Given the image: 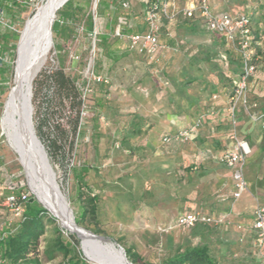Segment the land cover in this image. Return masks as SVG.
Masks as SVG:
<instances>
[{
    "label": "crops",
    "instance_id": "0c3cea01",
    "mask_svg": "<svg viewBox=\"0 0 264 264\" xmlns=\"http://www.w3.org/2000/svg\"><path fill=\"white\" fill-rule=\"evenodd\" d=\"M190 3L177 0L176 5L182 8ZM211 4L218 15H232V10H243V15L249 13L253 0H211ZM164 28L159 49L152 57L117 50L120 61L110 73L111 87L106 97L111 111L107 122L100 120L96 131L101 137L94 143V163L108 144L106 138L133 146L141 139L137 146L150 167L154 166L152 173L157 178L154 186L158 201L152 207L162 215L163 222L194 212L216 218L225 215L230 216L228 224L223 225L225 230L233 228L239 236L249 238L254 207L264 201V128L239 106L233 129L228 106L241 73L238 52L221 35L209 32L198 18L167 23ZM142 30L144 33L148 28L144 25ZM262 44L258 50L264 54ZM124 56L130 60L122 62ZM123 69L127 73L119 80ZM263 70L264 64L249 94L257 101L259 112H264ZM185 129L190 131L188 141L164 142L165 137ZM233 133L236 139L248 142L251 154L244 169L248 191L231 207L233 169L221 157L232 147ZM84 142L89 143V138ZM78 158L80 161L79 154ZM6 181L7 176L1 185ZM236 224L242 228L237 230Z\"/></svg>",
    "mask_w": 264,
    "mask_h": 264
},
{
    "label": "trees",
    "instance_id": "16d2710c",
    "mask_svg": "<svg viewBox=\"0 0 264 264\" xmlns=\"http://www.w3.org/2000/svg\"><path fill=\"white\" fill-rule=\"evenodd\" d=\"M111 1L116 0H99L98 15L100 13V16L104 17L107 14V11L111 9ZM29 2L30 0H24L22 4L15 0H0V8L3 10L4 19L8 24V26L0 24V57L3 59L0 63V85L3 94H7V96L13 85L16 49L25 21H21L19 28L14 32L10 28H13L17 23L18 16L27 12ZM125 2L129 3L128 1H120V9L127 10L129 8L122 6ZM144 2L146 17L151 10V0H144ZM91 4L92 0H69L57 12L52 28L53 39L55 46L59 49L58 55H61L62 49H64L61 43L66 45L70 43V39L76 38V36L71 37L72 32L68 33V29L63 31L59 29L61 22L71 23L76 25L77 28L82 27L83 34L90 39H93L94 32H96L95 54H97V61L93 70L96 75L108 79L110 84L93 83V93L84 99L82 87L86 85L87 80L82 79L83 81L80 82L78 68L71 67L73 73H68L63 62L58 58V65L47 66L36 77L33 82L32 98L35 109L33 117L35 131L47 151L53 168L60 167L67 175L73 172L77 184H80V186L78 185V210L75 211L76 222L88 230H90L88 221L97 223L98 193L94 187L87 183L86 175L91 165L89 163L82 165L79 161V146L88 133L90 145L93 141L91 149L93 148L94 150L95 141L101 137V134L96 131L101 122L100 120L105 119L106 121L111 111L106 97L111 87L110 73L120 61V55H118L117 50L123 51L121 42L125 41L128 50H132L126 37L132 33H142L146 30H137L131 22H127L126 17H119L117 19L118 27L120 26L124 37L120 38L115 35L117 28L112 35L104 34L101 32L100 23L97 21L98 16L94 18V13L89 11ZM33 12L32 15L35 13ZM145 17L144 25L147 28ZM238 17H247L254 41H263L262 43H264V0H253L251 12ZM196 18L201 21L198 13L193 18L181 17L175 22L167 17H162L159 23L158 39L161 32L165 30V24H176L182 19L192 21ZM235 50L239 55L242 73L241 55L236 46ZM75 56L79 60L80 56L76 53ZM6 58L8 59L7 62L5 61ZM71 60L73 62L77 61L72 56ZM253 60L258 65V68L249 80L248 96L251 83L254 77L258 76V72L264 64V54L257 49ZM261 75L264 76V70L261 71ZM249 101L251 104H257V101L252 100L250 97ZM86 108L92 110L93 116L83 119L82 112ZM88 121L91 122L90 125H87ZM137 132L134 134H138ZM19 172V177L14 174H8L6 183H18V193H29L21 166ZM2 188L0 190H3L4 194L0 195V219L2 221L0 223V264H43L40 248L42 238L49 230L47 220L48 216H51L50 213L37 201L34 195L28 194L25 200V212L22 216L14 218L3 206V201L9 192L5 186ZM85 188L88 196L84 197L82 189ZM262 205L264 206V201H262ZM228 222L227 217L224 223L220 225L198 224L191 228L197 241H191L184 246H179L161 264H264V257L261 251L255 246L256 235L252 229L248 230L252 235L251 237L238 236L236 242L232 241L229 245L228 253L222 255L220 249L222 241L218 239V241L212 243L210 236L214 238L219 228L223 231H228L223 227ZM239 227L240 225H236L237 230H239ZM91 231L95 234L103 233L99 228L91 229ZM80 247V241L75 236L61 235L53 257L61 256L63 261L60 264H93L83 256ZM126 252L128 260L133 264H151L147 263L137 252L130 249H127Z\"/></svg>",
    "mask_w": 264,
    "mask_h": 264
},
{
    "label": "rangeland",
    "instance_id": "374dc122",
    "mask_svg": "<svg viewBox=\"0 0 264 264\" xmlns=\"http://www.w3.org/2000/svg\"><path fill=\"white\" fill-rule=\"evenodd\" d=\"M31 1L27 6V12L18 16L17 23L13 28H10L11 31L14 32L18 29L21 21H25L26 23V21L30 19L32 12H35L39 6L45 3V0ZM120 1H128L129 8L127 10L120 9ZM96 2L97 6L95 8ZM98 2L99 0H92L89 11L94 13V18L98 16L97 21L100 23L99 25L102 33L112 35L116 28H118L119 24L117 19L119 17H126L127 22H131L135 29H142L145 17L144 0L111 1V9L107 11L104 17H101L100 13L98 15ZM233 8L236 9V7ZM242 8H244V6ZM232 11L233 14L231 16L233 18H237L243 12V10L240 12H238V10ZM248 11L251 12V9ZM59 29L61 31L68 29V33L72 32L71 37L76 36V38L70 39V43L66 45L61 43V46H64L61 55H58L59 49L55 46L56 44L53 39L52 48L46 56L45 62L38 74L49 65H58V58H60V61L63 62L68 73L72 72L71 67L79 69V80L82 82V79H86L88 75L89 67L91 69L95 67V62L97 61V54L93 52L94 41L83 34L82 27L77 28L76 25L71 23L61 22ZM121 43L122 49L127 51V43L125 41ZM262 45V49H264V43ZM75 53L78 54L80 58L76 62H73L71 56L75 55ZM122 58V62L124 63L130 60L129 56H124ZM5 61L7 62L8 59L6 58ZM122 71L123 72H120L121 75L119 74L117 76L119 80L125 77L124 73H127L124 69ZM7 97V94H3L0 85V120ZM90 124L91 122L88 121L87 125ZM88 135L87 133L84 139H86V137L88 138ZM106 139L108 144L99 152L96 163H94L93 158L94 150L93 148L91 149L93 141L90 145V143H86L83 140L79 147L81 164L89 163L91 165L86 175L87 183L94 187L98 193V219L97 223L88 221V224L90 223V230L99 228L103 233L97 235L104 236L108 238V240L119 244L125 252L127 249L137 252L147 263L151 264H161L172 255L179 246H184L191 241L196 242L197 238L193 235L192 229L188 230L178 227L174 219L163 222L161 219L162 215L157 211L156 207H152V204L158 201V190L154 186L156 185L155 182L157 178L156 174L152 173L154 166L150 167L149 160L143 156V151L137 146L141 139L135 140L133 142L134 146L131 143L121 142L114 137H108ZM131 147L135 148L133 149ZM20 166L17 154L8 146L6 138L3 136L0 129V184L5 181V177L8 174H14L16 177H19ZM54 170L57 182L64 196L67 198L76 218L75 211L78 210V185L80 186V184H77L73 172L67 175L60 167H54ZM1 189L3 188L1 187ZM82 191L84 197L88 196L86 188L82 189ZM28 192L33 195L29 188ZM3 194L4 191L0 190V195ZM234 202L235 201L232 202L231 207H233ZM50 215L51 216H48L47 220L49 230L41 241L40 251L42 261L43 264H60L63 261L62 257H53L58 247L59 237L61 235L68 237L73 235L76 237V234L63 228L58 219L51 213ZM252 220L251 218V221ZM1 222L0 219V223ZM238 236V233L233 228H230L228 231H223L219 228L216 236L214 235V238L210 236V238L212 243L218 241V239L222 241L220 249L222 255H226L230 249L229 245L232 241L236 242ZM78 240L81 242L80 239ZM80 250L84 256L81 247Z\"/></svg>",
    "mask_w": 264,
    "mask_h": 264
},
{
    "label": "built area",
    "instance_id": "2783aa9c",
    "mask_svg": "<svg viewBox=\"0 0 264 264\" xmlns=\"http://www.w3.org/2000/svg\"><path fill=\"white\" fill-rule=\"evenodd\" d=\"M176 2L177 0H151V10L145 17L148 30L144 33H132L128 35L126 38L129 41L130 48L140 55L154 56L160 46L158 33L160 30L159 23L162 17H167L175 22L181 17L193 18L195 14L198 13L204 27L209 32L221 35L230 45L234 47L236 46L241 55L242 73L235 82L228 106L233 129L236 125V113L239 106H242L245 109L252 121L261 124L264 128V112H259L258 104H251L248 96L249 80L258 68V65L253 60L254 55L263 41H254L248 18H233L229 14L217 15L213 11L211 0H191L190 5L184 8H179L176 5ZM122 6L128 8L129 3L125 2ZM0 24L8 26L1 8ZM96 35L97 33L94 32V53ZM115 35L120 38L124 37L121 33L120 26L117 28ZM72 58L76 60L78 59L75 55H73ZM2 61L3 59L0 57V63ZM85 80H87V83L82 87L84 99L93 93V83L110 84L108 79L96 75L93 68L91 69L90 67ZM91 116H93V114L89 108H86L82 112L83 119ZM189 139L190 131L185 129L179 131L173 136L165 137L164 142L174 140L188 141ZM231 139L234 143L221 157V161L233 169L232 177L234 181V190L232 192V199L233 201H238L248 191V182L245 177L244 169L247 158L251 154V148L248 142L236 139V133H233ZM3 186H5L9 192L8 196L3 201V206L13 215L14 218L22 216L26 210L25 200L29 193H18V183L10 182L5 185L0 184V189ZM226 218L227 217L225 216L221 218H213L212 216L201 212H194L179 216L176 220V225L183 229H191L198 224L220 225L224 223ZM241 228L242 227H239V229ZM252 229L256 235L255 246L261 251V254L264 257V206L262 204H257L254 209V222Z\"/></svg>",
    "mask_w": 264,
    "mask_h": 264
},
{
    "label": "bare ground",
    "instance_id": "6f19581e",
    "mask_svg": "<svg viewBox=\"0 0 264 264\" xmlns=\"http://www.w3.org/2000/svg\"><path fill=\"white\" fill-rule=\"evenodd\" d=\"M52 11L53 7L49 6L40 9L38 22H42L41 15L44 12L51 13ZM33 28V24L29 21L27 28L23 33L19 49L21 57L16 73L17 88L13 91L11 97L5 101L3 114L0 120L2 134L5 136L8 146L16 154L17 147L15 143V134L20 128H23L27 124L30 116L29 99L33 78L37 70L45 62L46 56L53 45V43L49 42L50 47L48 46V48L42 51L41 45L43 46V41L41 40V34H34L32 32ZM39 55L41 56L39 57ZM24 64H26L27 67H31L33 64L34 66L30 71L27 69L28 71L24 73V71H22V66H24ZM28 185L31 188V191L50 210V213L58 219L61 226L78 236L81 240L85 254L91 262L96 264H130V262L124 257L123 253L119 251L115 245L107 240L84 232L77 227L78 224L74 214L71 212L70 204L63 193L61 195L57 190H51L48 191L47 196H45L42 190L29 178Z\"/></svg>",
    "mask_w": 264,
    "mask_h": 264
},
{
    "label": "water",
    "instance_id": "95a60500",
    "mask_svg": "<svg viewBox=\"0 0 264 264\" xmlns=\"http://www.w3.org/2000/svg\"><path fill=\"white\" fill-rule=\"evenodd\" d=\"M69 0H45V3L40 7L37 8L35 13L30 17L28 21H26L25 26L23 31L21 32L18 44H17V49H16V61H15V68H14V76H13V87H11L10 92L8 94L9 99L11 97V94L13 91L17 88L16 84V73H17V66L20 61V44H21V39L23 36V33L25 32L27 25L29 21L33 24V33H39L41 34V40L43 41V46L41 45L42 51H44L48 46L50 47V43H53V24L55 22V19L57 17V12L68 2ZM97 3H95V8H96ZM53 7V11L51 13H46L44 12L41 17H42V22H38V15L40 9L43 7ZM33 34V35H34ZM41 55H39L40 57ZM44 64V63H43ZM34 66L31 65V67H27L26 64L22 66V71L27 72L31 70V68ZM43 66V65H42ZM41 66V67H42ZM41 67L37 70L33 81L40 71ZM24 69V70H23ZM33 81L31 84V89H30V99H29V109H30V116L29 120L27 121V124L18 130L15 134V143L17 147V155L19 159V163L23 169L24 172V177L26 179L27 185H28V178L37 186L39 187L43 194L47 196V192L51 190H57L61 195H62V190L57 182L56 178V173L53 168V165L50 162V159L48 157L47 151L38 138L35 127H34V121H33V115H34V108H33V103H32V98H33ZM28 188L31 191V188L28 185ZM33 193V192H32ZM33 195L36 197L37 201L42 204V206L50 213V210L39 200V198L33 193ZM71 212L73 213V210L71 209ZM74 214V213H73ZM55 217V216H54ZM75 217V215H74ZM76 219V218H75ZM80 230L90 233L95 237L107 240L111 244L115 245L119 251H121L128 260L127 255L125 250L117 243H114L108 238L104 236H99L92 232L91 230H88L80 225L77 226ZM78 238V236H76ZM79 239V238H78ZM110 239V238H109ZM81 248L83 250L84 256L87 257L85 254V251L82 247V243L80 242ZM129 261V260H128ZM130 262V261H129ZM130 264H133L130 262Z\"/></svg>",
    "mask_w": 264,
    "mask_h": 264
}]
</instances>
